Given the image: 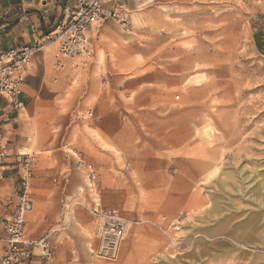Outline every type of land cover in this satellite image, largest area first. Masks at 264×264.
I'll return each instance as SVG.
<instances>
[{
  "label": "rangeland",
  "instance_id": "1",
  "mask_svg": "<svg viewBox=\"0 0 264 264\" xmlns=\"http://www.w3.org/2000/svg\"><path fill=\"white\" fill-rule=\"evenodd\" d=\"M124 8L133 32L150 25L159 35L152 45L160 52L152 59L182 66L187 79L166 91L161 116L166 133L145 135L166 145L148 151L159 155L158 166L149 156L137 171L116 150L117 164L107 175L92 165L95 185L89 170L78 166L82 156L66 149L80 180V196L65 204L70 240L82 235L76 215L84 209L92 218L89 264H244L240 253L245 252L246 264H264V55L253 40L254 26L264 28V0H177L167 8L166 23L155 16L161 8L156 0L145 11L156 9L150 23L140 21L144 7ZM71 72L82 77V70ZM180 112L183 120L175 117ZM74 121L80 129L82 113ZM29 152L38 161L47 155ZM96 208L127 219V237L115 261L91 253L97 247ZM242 224L248 238L258 235L262 241L240 245ZM73 242L71 264H82Z\"/></svg>",
  "mask_w": 264,
  "mask_h": 264
},
{
  "label": "crops",
  "instance_id": "2",
  "mask_svg": "<svg viewBox=\"0 0 264 264\" xmlns=\"http://www.w3.org/2000/svg\"><path fill=\"white\" fill-rule=\"evenodd\" d=\"M113 1L108 5L138 10L144 7L145 17L141 22H152L149 18L156 12V9L145 12L155 0ZM175 1L156 0L161 8L155 16L160 17V22L166 23L167 8ZM77 2L0 0V51L20 45H43L33 58L23 89L21 97L25 107L15 110L9 99L0 97V123L9 146L10 162L19 152L47 153L39 156L38 177L32 183L34 205L27 217V232L33 240L51 234L56 247L53 264H71L73 241L79 246L82 264L91 261L87 235L92 226L91 213L82 209L76 215L82 224V235L76 240H70L66 232L70 225H66L64 218L65 204L80 196L77 189L80 180L73 173L76 161L66 149L70 147L106 175L117 164L116 150L130 164L136 165L137 171L144 170L143 164L149 156L154 158L150 163L158 166L161 162L159 155L148 151H161L166 145L155 138L148 141L145 135L166 133V122L161 117L167 108L166 91L182 87L187 79L182 66L152 59V53L160 52L157 50L159 45L152 44L161 39L150 29L151 26L144 25L133 32L132 19L127 18L129 26L108 21L91 32L94 58L90 67L82 70V77H75L72 69L56 71L54 59L58 41L47 42L46 36L65 20ZM162 48L164 51L165 45ZM89 112L91 116H88ZM80 113L82 125L78 129L74 119ZM177 115L183 120L182 112L175 113L176 118ZM176 129L174 125L170 132L175 133ZM178 143L168 145L177 148ZM15 168L12 165L6 179L0 182V219L16 204L18 173ZM9 203L7 209L5 206ZM238 229L240 245L262 241V236L258 235L248 238L245 224ZM1 250L0 244V253ZM247 254L240 253L244 264Z\"/></svg>",
  "mask_w": 264,
  "mask_h": 264
},
{
  "label": "built area",
  "instance_id": "3",
  "mask_svg": "<svg viewBox=\"0 0 264 264\" xmlns=\"http://www.w3.org/2000/svg\"><path fill=\"white\" fill-rule=\"evenodd\" d=\"M112 1L78 0L65 20L46 36L47 42H59L54 59L56 71L89 68L94 58L91 32L100 29L108 21L127 26L125 9L116 5L109 6ZM42 47V44L20 45L0 51V97L9 99L15 110L25 107L21 96L32 69L33 58ZM88 116H91L90 112ZM10 159L9 146L0 123V182L6 179V173L12 165L18 173L16 204L11 212L0 219V264H52L55 260V248L51 234L33 240L27 232V217L34 205L32 183L38 177V157L32 153L19 152L13 162ZM77 163L79 167L89 170L90 180L95 184L98 174L92 165H88L82 158ZM5 207L8 209L10 203ZM93 215L97 238L93 254L98 259L117 260L128 233L127 219L112 209L96 208Z\"/></svg>",
  "mask_w": 264,
  "mask_h": 264
},
{
  "label": "trees",
  "instance_id": "4",
  "mask_svg": "<svg viewBox=\"0 0 264 264\" xmlns=\"http://www.w3.org/2000/svg\"><path fill=\"white\" fill-rule=\"evenodd\" d=\"M254 27L256 30L253 36L254 44L258 52L264 55V28L263 26Z\"/></svg>",
  "mask_w": 264,
  "mask_h": 264
},
{
  "label": "bare ground",
  "instance_id": "5",
  "mask_svg": "<svg viewBox=\"0 0 264 264\" xmlns=\"http://www.w3.org/2000/svg\"><path fill=\"white\" fill-rule=\"evenodd\" d=\"M91 253H94V250L92 249Z\"/></svg>",
  "mask_w": 264,
  "mask_h": 264
}]
</instances>
